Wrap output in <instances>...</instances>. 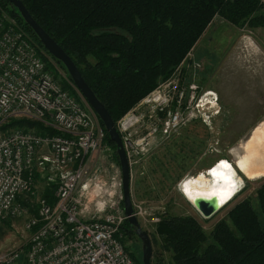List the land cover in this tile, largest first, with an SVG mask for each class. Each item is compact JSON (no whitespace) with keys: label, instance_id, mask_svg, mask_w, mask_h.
<instances>
[{"label":"built area","instance_id":"2783aa9c","mask_svg":"<svg viewBox=\"0 0 264 264\" xmlns=\"http://www.w3.org/2000/svg\"><path fill=\"white\" fill-rule=\"evenodd\" d=\"M62 71L32 35L1 14L0 224L33 209L22 203L24 196L37 197V214L22 225L28 240L0 253V264H137L121 234L128 218L119 163L104 143L99 119ZM172 79L159 84L116 123L130 180L131 167L152 154L160 135L168 136L187 121L186 116L203 120L200 111L210 105L200 107L199 88L192 86L184 106V87ZM10 119L39 122L53 134L4 129ZM36 173L47 174V182L54 184L53 205L38 195ZM132 209L138 219L141 208L132 204Z\"/></svg>","mask_w":264,"mask_h":264},{"label":"trees","instance_id":"16d2710c","mask_svg":"<svg viewBox=\"0 0 264 264\" xmlns=\"http://www.w3.org/2000/svg\"><path fill=\"white\" fill-rule=\"evenodd\" d=\"M19 1L71 58L114 127L138 102L170 79L214 18L240 29L264 27L260 0ZM1 14L14 19L42 47L17 10L5 0H0ZM55 62L66 72L61 63ZM60 83L68 90L65 83ZM10 127L53 134L41 123L26 119H10L3 128ZM104 132V143L118 162L115 145ZM49 190L45 188L41 197L53 205L54 190ZM255 204L256 208L246 198L234 205L227 220L218 222L209 235L192 217L168 215L161 217L154 233L162 239L161 248L172 254V264H264V183L255 190ZM31 210L35 216L37 213ZM8 223L5 220L1 224ZM121 234L123 242L135 235L127 221Z\"/></svg>","mask_w":264,"mask_h":264},{"label":"rangeland","instance_id":"374dc122","mask_svg":"<svg viewBox=\"0 0 264 264\" xmlns=\"http://www.w3.org/2000/svg\"><path fill=\"white\" fill-rule=\"evenodd\" d=\"M260 2L263 4L260 13L264 14V0ZM172 77L179 87H184V106L192 86L199 88L200 107L210 105L200 111L203 120L186 116L187 121L168 136L160 135L159 145L142 164L131 167V202L141 208L137 220L151 242V264H172V254L161 248L162 239L154 233L162 216L192 217L209 235L218 222L227 220L230 209L237 203L250 198L256 208L255 190L264 183V178L244 179L236 197L209 220L202 219L185 200L179 185L185 178L203 173L220 161L234 166L240 145L253 127L264 120V27L240 29L214 18ZM164 119L165 115L161 117ZM36 174L40 198L45 188L53 193L54 184L47 182V174ZM23 201L34 209L37 197L24 196ZM31 211L28 208L24 217L0 224V253L18 248L28 240L22 225L32 215ZM124 244L136 263L142 264L141 241L129 235Z\"/></svg>","mask_w":264,"mask_h":264},{"label":"water","instance_id":"95a60500","mask_svg":"<svg viewBox=\"0 0 264 264\" xmlns=\"http://www.w3.org/2000/svg\"><path fill=\"white\" fill-rule=\"evenodd\" d=\"M11 4L19 13L23 22L33 31L42 47L46 52L53 57L56 61L61 63L64 67L68 77L71 79L73 85L81 94L86 104L90 107L93 113L103 124L109 140L115 145V153L118 158V163L122 174V191H123V209L127 216L129 230L134 232L136 237L142 244V264H151L152 248L149 236L140 228L138 220L133 216L131 195H130V170L126 155L120 140V137L114 127L113 121L90 87L82 78L79 70L71 60V58L59 47V45L48 36V34L34 21L30 16L25 6L19 0H5ZM242 189V188H241ZM238 191V193L241 191ZM237 193V194H238ZM193 209L198 215L204 219L209 220L216 215L222 207L218 204L217 198L212 196L209 199L195 198L191 203Z\"/></svg>","mask_w":264,"mask_h":264},{"label":"bare ground","instance_id":"6f19581e","mask_svg":"<svg viewBox=\"0 0 264 264\" xmlns=\"http://www.w3.org/2000/svg\"><path fill=\"white\" fill-rule=\"evenodd\" d=\"M240 149V153L235 154L234 166L223 160L180 183L181 194L190 205L195 198L215 196L223 208L236 197L244 179L264 178V120L253 127Z\"/></svg>","mask_w":264,"mask_h":264}]
</instances>
